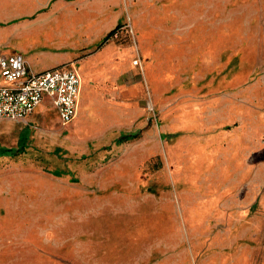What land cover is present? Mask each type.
Wrapping results in <instances>:
<instances>
[{
	"label": "rangeland",
	"instance_id": "1",
	"mask_svg": "<svg viewBox=\"0 0 264 264\" xmlns=\"http://www.w3.org/2000/svg\"><path fill=\"white\" fill-rule=\"evenodd\" d=\"M21 27L82 87L0 121V264H264V0H0V54Z\"/></svg>",
	"mask_w": 264,
	"mask_h": 264
},
{
	"label": "built area",
	"instance_id": "2",
	"mask_svg": "<svg viewBox=\"0 0 264 264\" xmlns=\"http://www.w3.org/2000/svg\"><path fill=\"white\" fill-rule=\"evenodd\" d=\"M0 121H26L44 102L66 128L78 115L82 78L76 65L34 73L24 56L0 54Z\"/></svg>",
	"mask_w": 264,
	"mask_h": 264
},
{
	"label": "crops",
	"instance_id": "3",
	"mask_svg": "<svg viewBox=\"0 0 264 264\" xmlns=\"http://www.w3.org/2000/svg\"><path fill=\"white\" fill-rule=\"evenodd\" d=\"M16 32L22 38V40L25 41V42H23V43L19 44L18 46H16L15 47V51L18 54H21L22 56H24V58L27 61V64H28L29 68L34 73H43L45 71H48V70H51V69H54V68H57V67H60V66H67L68 65L67 63L71 62L74 59L75 55H76L74 52H72L73 54H71L70 56H65L66 59L63 60V61H60V62H58L56 64H53V65H50V66H47V67L39 68L37 59L40 56H37L36 53H40V52L37 51V49H36L37 47L34 48L35 45L26 43L28 41L29 37L34 36L38 32L33 30V29L28 30V29H26L24 27H21V29H17ZM16 38H18V37H16ZM52 47H54V46H52ZM56 51L57 50H55L52 55L59 57L60 53L56 52ZM71 65H74V64H71ZM45 105H50V104L48 102H44L39 108H41L42 106H45Z\"/></svg>",
	"mask_w": 264,
	"mask_h": 264
},
{
	"label": "trees",
	"instance_id": "4",
	"mask_svg": "<svg viewBox=\"0 0 264 264\" xmlns=\"http://www.w3.org/2000/svg\"><path fill=\"white\" fill-rule=\"evenodd\" d=\"M113 34H114V31L110 32L109 35L103 40L102 44H104L106 41H108ZM138 136H139L138 133L126 135V136H121L117 139V143H122L124 141L136 139ZM28 137H29V131H26L25 133L21 134V136L19 138L18 148H0V156L1 157L13 156L15 154L23 153L27 147L26 143L28 141ZM168 138H172V136H168ZM57 152H58V150H57ZM55 175L59 176V173H55Z\"/></svg>",
	"mask_w": 264,
	"mask_h": 264
}]
</instances>
